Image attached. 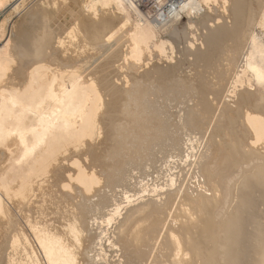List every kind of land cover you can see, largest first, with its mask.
<instances>
[{"label": "bare ground", "instance_id": "6f19581e", "mask_svg": "<svg viewBox=\"0 0 264 264\" xmlns=\"http://www.w3.org/2000/svg\"><path fill=\"white\" fill-rule=\"evenodd\" d=\"M0 264H264V0H0Z\"/></svg>", "mask_w": 264, "mask_h": 264}, {"label": "rangeland", "instance_id": "374dc122", "mask_svg": "<svg viewBox=\"0 0 264 264\" xmlns=\"http://www.w3.org/2000/svg\"><path fill=\"white\" fill-rule=\"evenodd\" d=\"M13 15L15 16V14H13ZM13 15L11 16V18H10V20H9L7 26H6V36H7V37H10V35H11L10 30H12L11 27L14 25V23L17 22V20H16L17 17H16V16L14 17ZM13 22H14V23H13ZM9 24H10V25H9ZM7 32H8L9 34H8Z\"/></svg>", "mask_w": 264, "mask_h": 264}, {"label": "built area", "instance_id": "2783aa9c", "mask_svg": "<svg viewBox=\"0 0 264 264\" xmlns=\"http://www.w3.org/2000/svg\"><path fill=\"white\" fill-rule=\"evenodd\" d=\"M135 3H136V5H137V7H138V8H141V9L144 8V5H146V4L143 3L142 1H136Z\"/></svg>", "mask_w": 264, "mask_h": 264}]
</instances>
